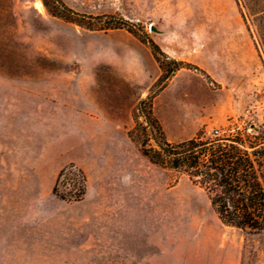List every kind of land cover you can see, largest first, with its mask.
<instances>
[{
  "label": "rangeland",
  "instance_id": "obj_1",
  "mask_svg": "<svg viewBox=\"0 0 264 264\" xmlns=\"http://www.w3.org/2000/svg\"><path fill=\"white\" fill-rule=\"evenodd\" d=\"M61 1L0 0V264H264V232L224 224L158 146L264 128V47L237 0ZM148 40L183 64L158 95L185 138L139 111L163 75ZM70 165L80 201L54 194Z\"/></svg>",
  "mask_w": 264,
  "mask_h": 264
},
{
  "label": "trees",
  "instance_id": "obj_2",
  "mask_svg": "<svg viewBox=\"0 0 264 264\" xmlns=\"http://www.w3.org/2000/svg\"><path fill=\"white\" fill-rule=\"evenodd\" d=\"M56 1L64 7L61 0ZM237 4L248 29L257 32L264 47V0H237ZM147 43L163 75L141 101L139 111L148 113L146 121L164 135L160 122L153 118V102L183 64L171 59L153 40ZM254 131L256 142L248 143L242 136L205 142L200 133L174 150L167 148L166 140L158 146L177 162L188 164L195 171L193 177L202 179L212 207L224 224L244 231L264 232V128ZM178 167L177 163L175 168ZM86 192L87 179L82 169L70 165L59 173L54 194L61 200L80 201Z\"/></svg>",
  "mask_w": 264,
  "mask_h": 264
},
{
  "label": "crops",
  "instance_id": "obj_3",
  "mask_svg": "<svg viewBox=\"0 0 264 264\" xmlns=\"http://www.w3.org/2000/svg\"><path fill=\"white\" fill-rule=\"evenodd\" d=\"M160 95H158L154 101V114L156 116V118L158 119V121L160 122V124L163 127L164 132L166 133V135H168L169 137H178V138H185V135H183V131L185 128V125L183 123H178V129H176V131L173 130L172 127V120L169 118L171 110H170V106L169 105H161L160 101ZM184 140V139H183Z\"/></svg>",
  "mask_w": 264,
  "mask_h": 264
},
{
  "label": "water",
  "instance_id": "obj_4",
  "mask_svg": "<svg viewBox=\"0 0 264 264\" xmlns=\"http://www.w3.org/2000/svg\"><path fill=\"white\" fill-rule=\"evenodd\" d=\"M151 30H152L153 32H157V33H159V30H158V28H156V26H151Z\"/></svg>",
  "mask_w": 264,
  "mask_h": 264
}]
</instances>
